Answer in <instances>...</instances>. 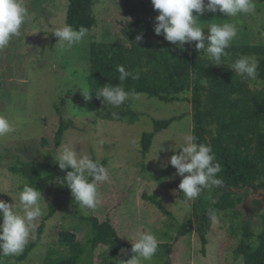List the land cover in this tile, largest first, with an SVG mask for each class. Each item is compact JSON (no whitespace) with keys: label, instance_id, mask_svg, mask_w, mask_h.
Listing matches in <instances>:
<instances>
[{"label":"rangeland","instance_id":"374dc122","mask_svg":"<svg viewBox=\"0 0 264 264\" xmlns=\"http://www.w3.org/2000/svg\"><path fill=\"white\" fill-rule=\"evenodd\" d=\"M255 12L236 17L223 16L219 12H205L198 16L197 26L235 23L237 35L230 46L243 44L264 46V0H254ZM28 17L19 37H13L9 46L0 49V115L7 117L13 131L0 137V199L13 203L15 210L23 214L19 193L24 178L11 172L9 166L16 161H42L51 152L54 157L62 146L75 147L78 155L87 154L106 162L108 179L98 182L99 203L96 209L86 210L75 204L71 195L59 190V178L53 167L42 172L38 190L44 215L42 233L36 228L22 254L0 256V264H57L61 256L78 254L77 264H120L131 258L132 253L113 256L106 245L93 248L89 242V225L79 214L109 220L121 239L130 245L138 233L150 232L158 242L172 243L169 255L155 254L151 261L142 264H243L235 258L242 234V225L250 221L258 231L259 215L264 209L256 204L244 207L246 195L238 192L240 201L233 215L221 212L206 232L207 243L202 250L194 229L176 238L181 224L193 219L194 201H181L177 184L182 178L170 164V157L180 151L185 135L191 133V103L181 100L162 102L145 94H129L131 108L139 113V119L129 123L126 119H102L95 116L107 114L105 107L85 100L80 89H89L87 67L91 42H122L121 28L135 17H145L148 23V41H156L154 35L157 10L151 0H95L93 11L96 25L79 43L68 47L59 41L54 32L65 25L66 0H23ZM195 16L196 13L194 12ZM203 31L207 33L208 29ZM188 44V43H186ZM189 45L195 48V42ZM264 86L254 79L250 87ZM190 95H181L188 97ZM57 108L60 110L58 111ZM60 115L74 123L65 130L59 147L54 145L55 131ZM183 115L167 128L155 133L149 152L140 153L142 132L153 131L154 120ZM42 138H46L43 143ZM64 176L67 170L59 169ZM158 194L165 209L164 214L155 205L142 199V193ZM57 204L54 213L50 209ZM48 217V218H47ZM194 228V227H193ZM60 230L76 234L75 242H60ZM130 239V240H129Z\"/></svg>","mask_w":264,"mask_h":264},{"label":"trees","instance_id":"16d2710c","mask_svg":"<svg viewBox=\"0 0 264 264\" xmlns=\"http://www.w3.org/2000/svg\"><path fill=\"white\" fill-rule=\"evenodd\" d=\"M66 2L65 24L71 25L75 30L83 26L90 31L95 27V0ZM121 34L124 37L122 42L90 43L86 77L90 95L94 102L102 106V98H97L95 92L105 83H119L117 68L122 65L126 71L139 73V79L134 80L130 76L123 82L125 91L129 94H145L165 103L181 100L191 103V133L197 137V143L211 145L215 162L221 166L216 174L220 184L206 189L195 199V226L191 220L181 224L176 238L194 229L204 252L206 232L211 225L209 210L214 209L216 215L227 211L238 215L240 212L235 206L240 197L235 189L251 187L256 191L258 187L264 186V86L251 88L250 83L254 79H242L229 67L241 55L255 56L259 61L257 79L264 83V46L243 44L229 47L226 49L229 55L222 58L223 65L217 66L208 58L206 50L200 52L189 44L178 46L165 40L163 35L155 33L156 41H148L149 29L145 17L139 16L127 21L121 28ZM138 34L142 35L140 41L135 39ZM107 106V114L101 116L96 111L95 116L102 119H126L129 123L139 119V113L131 108L130 99H126L119 108ZM102 107H105L104 104ZM113 112L118 113V118L112 116ZM182 116L154 120L153 131L141 134V155L145 156L149 152L156 132L167 128ZM69 127H74V123L60 115L54 136L56 147H59L64 132ZM42 140L44 144L47 142L46 138ZM92 159L96 160L94 157ZM100 162L106 166L104 160ZM51 167L57 171L58 178L62 179L63 175L51 152L46 153L42 161H16L9 166L11 172L24 178L21 189L26 184L38 189L42 172ZM59 190L64 195H71L70 190L61 183ZM178 191L181 201H189L182 190L178 188ZM141 195L144 201L170 215L160 195L146 192ZM55 207L57 204L50 209L48 217L54 213ZM78 217L89 225L88 242L93 248L106 245L113 256L132 253V245L121 239L109 220H99L93 215L79 214ZM258 222L260 227L256 232L250 221H245L242 225V234L233 253L235 258H242L243 264H264V209ZM43 225L41 223L38 227L39 234L42 233ZM57 237L60 242L69 244L76 240V234L71 230H60ZM121 249L125 251L122 252ZM171 252L172 243L158 242L155 254L169 255ZM77 262L76 253L61 256L57 260V264ZM167 264H170L169 261Z\"/></svg>","mask_w":264,"mask_h":264},{"label":"clouds","instance_id":"9594fccd","mask_svg":"<svg viewBox=\"0 0 264 264\" xmlns=\"http://www.w3.org/2000/svg\"><path fill=\"white\" fill-rule=\"evenodd\" d=\"M151 4L158 11L153 29L156 35H163L165 40L178 46L195 42V48L200 52L206 50L208 58L217 66L223 65L222 58L229 55L226 49L237 35V26L235 23L197 26L198 16L205 12H219L223 16L236 17L255 12L254 0H151ZM28 14L23 0H0V49L8 47L13 37L22 34ZM204 28L208 29L207 33ZM87 34L85 27L75 30L67 24L54 32L58 40L68 47L81 42ZM135 39L142 40V35L138 34ZM229 67L242 79H256L259 61L255 56L241 55ZM117 71L119 83H105L95 92L97 98H102L103 103L114 108H119L128 99L129 93L125 91L123 82L130 76L134 80L139 79V73L126 71L122 65ZM80 91L85 100H91V90L85 86ZM112 116L118 118V113L113 112ZM13 130L7 117L0 115V137ZM179 149V153L171 155L169 162L182 177L179 190L187 200L194 201L206 189L220 184L216 174L221 166L215 162L211 145L197 143V137L192 133L185 135ZM55 162L59 169L67 170L58 183L70 190L75 204L86 210L96 209L99 203L97 183L108 179L105 166L87 154L78 155L75 147L66 145L58 151ZM41 200L45 202L41 192L29 184L19 193L23 214L15 210L13 203L0 199V256L22 254L29 240L35 238L37 222L44 215ZM209 216L216 219L214 209L209 210ZM130 241L132 256L121 260L120 264H142L143 261H151L157 252L158 239L153 233L140 232L135 241Z\"/></svg>","mask_w":264,"mask_h":264},{"label":"water","instance_id":"95a60500","mask_svg":"<svg viewBox=\"0 0 264 264\" xmlns=\"http://www.w3.org/2000/svg\"><path fill=\"white\" fill-rule=\"evenodd\" d=\"M241 195H246L243 200V205L245 208H248L250 204H253V200H259V205L256 206V209L264 206V186L258 187L256 191L251 187H243L240 189H235Z\"/></svg>","mask_w":264,"mask_h":264},{"label":"flooded vegetation","instance_id":"af4514ba","mask_svg":"<svg viewBox=\"0 0 264 264\" xmlns=\"http://www.w3.org/2000/svg\"><path fill=\"white\" fill-rule=\"evenodd\" d=\"M253 201H254V202H255V201H257V203L255 202L256 204H258V203H259V201H258V200H256V199H255V200H253ZM252 224H253V222H252Z\"/></svg>","mask_w":264,"mask_h":264}]
</instances>
